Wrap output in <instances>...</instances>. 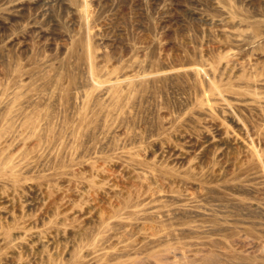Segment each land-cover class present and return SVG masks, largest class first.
<instances>
[{
	"label": "rangeland",
	"instance_id": "1",
	"mask_svg": "<svg viewBox=\"0 0 264 264\" xmlns=\"http://www.w3.org/2000/svg\"><path fill=\"white\" fill-rule=\"evenodd\" d=\"M0 264H264V0H0Z\"/></svg>",
	"mask_w": 264,
	"mask_h": 264
},
{
	"label": "bare ground",
	"instance_id": "2",
	"mask_svg": "<svg viewBox=\"0 0 264 264\" xmlns=\"http://www.w3.org/2000/svg\"><path fill=\"white\" fill-rule=\"evenodd\" d=\"M245 130H246V129H245ZM247 131H248V130H247ZM246 135H247V133H246ZM246 139L249 140L247 137H246ZM246 139H245V140H246ZM247 140H246V141H247ZM247 143H248V142H247ZM251 150H252V149H251Z\"/></svg>",
	"mask_w": 264,
	"mask_h": 264
}]
</instances>
